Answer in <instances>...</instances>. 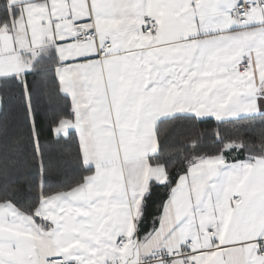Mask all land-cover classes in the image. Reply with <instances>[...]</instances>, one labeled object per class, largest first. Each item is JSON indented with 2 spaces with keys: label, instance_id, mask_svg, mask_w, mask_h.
I'll return each mask as SVG.
<instances>
[{
  "label": "crops",
  "instance_id": "obj_1",
  "mask_svg": "<svg viewBox=\"0 0 264 264\" xmlns=\"http://www.w3.org/2000/svg\"><path fill=\"white\" fill-rule=\"evenodd\" d=\"M8 4L0 80L20 79L54 50L60 91L74 112L55 132L64 124L58 135L76 132L90 174L82 185L43 198L33 216L0 204V264H46L54 257L135 264L155 252L179 255L188 243L196 264H264V159L200 160L178 179L156 225L141 235L137 229L149 182L167 179L163 167L149 162L158 150V122L264 114V9L238 25L230 16L233 0ZM144 18L155 22L150 36L142 33ZM76 29H94L98 43L76 45ZM244 56L249 69L238 72ZM120 237L128 240L121 250Z\"/></svg>",
  "mask_w": 264,
  "mask_h": 264
},
{
  "label": "trees",
  "instance_id": "obj_2",
  "mask_svg": "<svg viewBox=\"0 0 264 264\" xmlns=\"http://www.w3.org/2000/svg\"><path fill=\"white\" fill-rule=\"evenodd\" d=\"M10 19L8 0H0V27ZM57 65L49 49L30 73L0 80V204L30 216L43 198L82 185L90 174L76 132L55 133L61 122L74 118L70 98L60 91ZM155 132L158 150L149 162L163 167L167 179L148 184L140 235L156 225L178 179L195 163L215 156L227 162L264 159V114L223 122L177 116L158 122Z\"/></svg>",
  "mask_w": 264,
  "mask_h": 264
},
{
  "label": "built area",
  "instance_id": "obj_3",
  "mask_svg": "<svg viewBox=\"0 0 264 264\" xmlns=\"http://www.w3.org/2000/svg\"><path fill=\"white\" fill-rule=\"evenodd\" d=\"M197 0H189L190 5H195ZM264 9V0H233V6L230 11L231 18L238 24H242L246 21L247 17L258 10ZM155 31V22L151 18L143 19L142 33L143 35L150 36ZM94 41L98 43V36L96 31L93 29L91 31L84 29H76L73 36V42L76 45H81L87 42ZM110 47V43L107 41L103 46L99 47V56L102 58L106 55L108 48ZM249 69L248 58L244 56L241 58L236 71L245 72ZM239 201V198H233V202L236 203ZM126 237H120L117 241V248L121 250L123 246L127 243ZM134 244L137 246V238H134ZM191 243L186 245L185 250H181L179 255L169 256L165 252H155L149 257L143 258L138 257L135 264H172V261L175 258L182 259L184 264H196L194 260H192L193 253L190 251L189 246ZM46 264H74L72 262H68L60 257L48 258L45 260ZM110 264H125L122 259H117L116 261Z\"/></svg>",
  "mask_w": 264,
  "mask_h": 264
},
{
  "label": "rangeland",
  "instance_id": "obj_4",
  "mask_svg": "<svg viewBox=\"0 0 264 264\" xmlns=\"http://www.w3.org/2000/svg\"><path fill=\"white\" fill-rule=\"evenodd\" d=\"M66 124H67V123H66ZM64 126H65V124L63 125V127H61V129L59 130V132H61V133H65ZM59 132H55V133H56V135H58V134H59Z\"/></svg>",
  "mask_w": 264,
  "mask_h": 264
}]
</instances>
